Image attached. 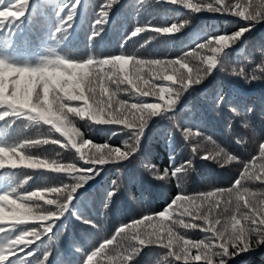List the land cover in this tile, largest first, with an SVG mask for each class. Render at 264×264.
<instances>
[{
    "label": "snow or ice",
    "instance_id": "6c2138e0",
    "mask_svg": "<svg viewBox=\"0 0 264 264\" xmlns=\"http://www.w3.org/2000/svg\"><path fill=\"white\" fill-rule=\"evenodd\" d=\"M115 2L108 0L101 5L90 41L102 34V26L108 21L109 10ZM161 2L182 5L197 13L206 10L229 14L248 22V26L231 34L209 36L175 58H142L136 53L125 52L103 57L89 52L84 57H71L61 54L58 48L67 41L73 26L71 22L82 3V0H74L71 6H56L58 10L51 31L54 46L47 48V54L35 66H29L15 62L7 49L14 36L12 30L25 21L22 18L26 14H31L30 0H0V32H6L8 41L6 54L0 55V122H3L0 124V170H3L0 171V264H49L50 250L41 238L52 233L56 222L69 212L78 190L100 175L105 166L119 164L135 154L148 121L173 112L184 93L214 71L223 69L228 56L226 50L242 42L252 26L264 21V0ZM66 8L67 14L62 15ZM187 23L138 26L127 39L146 31L174 34ZM153 38L148 37L145 44ZM260 71L264 73V67ZM239 74L243 75V70ZM121 93L129 96L131 102L120 99ZM76 117L87 118L95 125L123 126L119 131L126 129L128 134L123 150L107 142L97 144L85 139L75 125ZM18 120L24 121L25 127L49 126L50 135L13 140L8 129ZM51 133H58L59 137ZM117 134L119 132L113 129L112 135ZM48 144L74 150L79 163H64L33 151ZM196 151L193 148V152ZM201 158L218 160L222 166L238 161V157L224 148ZM190 166L191 161L177 166L173 160L162 173L157 172L156 178L179 182ZM23 169L67 174L74 182L29 190L25 185L32 176L27 173L21 183L8 182L9 175L14 174L11 170ZM254 182L264 185V143L259 145L258 156L242 162V169L231 186L178 194L159 213L145 215L117 228L110 238L86 254L85 264H130L149 246L167 250L157 264H165L168 257L180 264H229L231 257L247 251L253 244L264 246V191L250 189L248 185ZM49 194L51 198H46ZM114 194V191L108 193L109 197ZM230 208L231 214L227 215ZM242 208L245 210L241 211ZM33 222L39 223L30 226ZM187 230H200L205 237L187 238ZM121 238L130 241L128 247L120 245ZM37 241L40 244L37 245ZM21 252L24 254L20 255ZM36 253L43 258L29 259Z\"/></svg>",
    "mask_w": 264,
    "mask_h": 264
},
{
    "label": "trees",
    "instance_id": "16d2710c",
    "mask_svg": "<svg viewBox=\"0 0 264 264\" xmlns=\"http://www.w3.org/2000/svg\"><path fill=\"white\" fill-rule=\"evenodd\" d=\"M74 1V0H71ZM84 0H82L83 3ZM106 3L108 0H105ZM205 0H192V2H202ZM81 3V4H82ZM104 3V4H106ZM103 4V5H104ZM59 5V4H57ZM205 11L193 12L191 9L184 8L182 5H172L159 0H149L143 4L141 9L133 12L131 9L126 8L122 10L119 5L111 7L109 10L108 21L103 24V32L98 35L97 38L105 37L101 43V48L97 42L91 43L89 40L83 39V46H87V50L83 55H87L89 52L103 57L109 55L120 54L125 52L128 54L136 53L142 58H164L170 56L176 52H180L185 47L191 44L192 32L195 30V17L201 18L199 24L201 33H211L212 30H219V33H223L225 29H221V25L225 22H232V31H237L240 27L248 26V22L242 20H231L222 18L210 19L204 16ZM83 17H80L81 22ZM184 21L191 22V30L188 34L174 33V34H153L147 31L144 37H134L127 40V37L131 31L138 26L147 27L149 24L152 26H168L172 23H183ZM219 24V25H217ZM83 26V23H80ZM156 37L145 44L148 37ZM256 42L259 39H264V34L258 33V30L253 34ZM30 38V36H29ZM29 38H23L27 43ZM81 38V36H80ZM14 39V38H13ZM10 41V43L13 41ZM52 41V40H51ZM70 39H67L60 47L58 51L61 54H67V45ZM126 41V42H125ZM5 35L0 34V55H5ZM50 44L39 47L38 50H31L27 47L22 49H16L13 54L14 61L22 65L35 66L40 59L47 54V48L54 46ZM124 44L122 48L121 45ZM94 44V45H93ZM141 45H144L141 47ZM94 50V51H93ZM10 52V49H7ZM246 60V54L244 57ZM253 76L258 77L253 79ZM220 85V86H219ZM209 94H216L227 106L224 108V112L217 114L204 113L200 108L195 109V123L203 135H209L211 128L220 133L222 138L228 141V144L222 138H215L222 141L218 147L226 149L229 153L238 157V161L230 163L236 170L237 166L241 165V162H247L252 159L253 156H258L259 145L264 142V73L248 75L243 72V75L238 76L232 74L230 76L229 86L223 81H214ZM215 98V96H208V99ZM75 103V102H74ZM171 115H166V121L160 119L155 128L147 132L143 138V145L141 152L136 158H133L130 163L123 162L119 164H112L105 166L101 172V176L96 181L92 179L85 183V185L78 190L75 199L72 202L69 213L56 222V225L52 233H48L41 238L43 245L50 250V256L48 258L49 264H61L65 259L74 255H82L84 258L80 260V264H85L86 254L94 250L104 239L110 238L121 225L129 223L134 220L141 219L145 215H154L164 210L165 207L171 203L172 199L178 194L188 192V194H196L200 192H206L214 190L216 183H205L202 188L197 186H203L202 179L197 173L194 175L191 183L188 186L183 184L182 178L178 183H169V186L160 188V184L156 183L154 189H141L138 186L142 181H138L134 175L137 171V167L144 165H153L161 172L169 167L171 159L176 157L178 153H174L172 146L175 144L177 133L171 131L173 129L174 120L169 119ZM75 125L79 128L85 139H91L97 144L108 143L109 140H99L90 136L91 132L90 122L87 118L80 119L74 118ZM3 122H0L2 124ZM184 130H189L185 125ZM32 132L44 134L38 138L48 137L50 135L49 126H28L25 127V122L18 120L10 129H8L9 135L13 140L22 137H31ZM96 133L103 136H110L111 131L109 128L100 127L96 125ZM56 137H59L58 133H51ZM253 136L251 142L248 138ZM113 146H120L118 139L110 142ZM50 145H42L46 152L51 149ZM54 154L59 153V149L63 150L60 160L64 163L76 162V157L72 155L74 152L71 149H62L58 145H53ZM197 145H191L188 151L192 152L194 157V164L199 167L204 161L201 158V150L197 148ZM193 148L197 151L194 153ZM58 157V156H57ZM242 167V166H241ZM3 171V170H0ZM241 171V170H240ZM14 174L9 175L8 182L11 184H18L24 181L27 177L25 173L31 174L32 179L25 185L29 190L39 189L38 184H34L36 179H50L53 178L62 183H72L71 177L67 174H56L48 171L36 172L34 170H11ZM217 172L213 165L211 168L205 167L201 170V175L206 176L208 173ZM190 171L187 170V174ZM240 172H237L232 182L237 178ZM207 177H209L207 175ZM96 178V177H95ZM2 184V182H0ZM121 186L122 193H117L116 188ZM182 187L180 191L177 189ZM192 187V188H191ZM191 188V190H190ZM115 193V196L124 195L128 198V201L121 203L119 200L110 201L108 195L109 192ZM51 198L49 194L46 196ZM168 197L171 199L167 201ZM227 197V196H226ZM147 198V199H146ZM44 207L43 202H40ZM134 203H139L135 206ZM223 207V201L221 202ZM245 209H241L244 211ZM131 213H135L130 215ZM120 214L125 215L123 220ZM231 214L230 212L227 215ZM190 219V218H185ZM220 219L224 220L221 216ZM90 221L91 223H84L83 221ZM39 222H33L30 226H37ZM197 223H199L197 221ZM95 225V226H93ZM218 227H220L218 225ZM181 232H185L183 229H179ZM186 235H194L193 240L203 239L205 233L200 230H187ZM202 235L204 237H202ZM122 247H128L130 241L121 238L119 241ZM40 241H37V245ZM34 245L33 247H35ZM165 249L159 246H149L141 250L130 264H157L158 261L163 260ZM251 252H256L250 256ZM23 255L24 253H19ZM36 258L42 259L40 253H36L34 257L29 259L35 260ZM14 259V257H10ZM69 260V261H68ZM67 264H71L72 260L68 259ZM231 264H264V246H256L255 248H249L247 251L238 252L237 255L229 259ZM165 264H180L170 257Z\"/></svg>",
    "mask_w": 264,
    "mask_h": 264
},
{
    "label": "rangeland",
    "instance_id": "374dc122",
    "mask_svg": "<svg viewBox=\"0 0 264 264\" xmlns=\"http://www.w3.org/2000/svg\"><path fill=\"white\" fill-rule=\"evenodd\" d=\"M149 0H116V2L112 5L116 6L119 5L122 10H125L126 8L131 9L133 12L135 10L141 9L143 4L147 3ZM152 1V0H151ZM161 1V0H159ZM208 0H205L204 3H207ZM235 2V0H233ZM74 3V1L71 0H30V8L29 13L26 14V17L22 18L25 21H23L17 29H13L14 33V40L11 42V51L10 53L13 54V52L16 49H22L24 46L31 50H38L39 47L46 46L50 44L51 42V31L53 29V25L56 20V11L57 4L64 5L68 4L71 6V4ZM106 3L105 0H84L81 5L77 7V15L74 17V20L72 23V28L69 29V36L68 39H70L69 44L67 45V54H69L71 57H84L86 55H83L84 52L87 50V46H83V40L90 41L89 37L93 31V22L97 18V13L99 12L101 5ZM68 9L66 8L64 13L62 15L67 14ZM205 17H208L210 19H216V18H226L231 20H242L241 18L234 17L229 14H221V13H215V12H208L205 10ZM80 17H83L82 21L79 22ZM195 23L198 24L195 26V30L192 32L191 36V44L185 47L180 52H176L170 56L164 57V58H175L181 56L186 51L190 50L191 48H194L195 45L199 42H202L205 38L209 36H215L219 34H231L232 31V22H225L221 25V29H227L223 33H219V28L212 30L211 33H201L200 30V22L201 18L195 17ZM80 23H83V26L80 25ZM219 25V24H217ZM191 22L187 23L179 32L182 34H188L191 30L190 28ZM258 30V33L264 34V21L255 24L251 27V30L247 33H245L244 38L242 39V42H237L235 45H233L231 48L227 49L228 52L227 59L225 60L224 67L221 70L214 71V73L211 76H208L206 79H204L199 85H194L188 92L184 93V95L180 98V101L176 105V108L173 112L168 113L170 116L169 119L174 120L173 124V130L177 133L176 135V141L175 144L172 146L174 153H178L176 157H173L171 160L175 162V164L181 165L186 161H191V166L188 168L190 171L189 174H186L183 176V184L185 186H188L194 175L197 173L200 175L201 179L203 180V186H197L199 188L205 187V183L215 182L217 187L216 188H227L232 185V179L233 176L240 172L242 169V162L240 166H237V170L230 164L222 166L221 163L218 160H214L212 158L203 159L204 161L199 167H196L194 164V157L192 152L188 151L191 145H197L201 150V157L205 155L206 153L214 154L216 150L219 149V145L223 143L220 140H217L215 138L220 136V133L216 130H213L211 128L209 135H203L200 130L197 127V123H195V115L196 111L195 109L200 108V110L204 111V113H220L224 112V108L227 106V103H224L223 100H221L216 94H209L210 88L214 81H223L226 85L229 86L230 84V76L232 74H237L240 76V71L243 70V72H246L248 75L252 74H258L262 73L260 69L264 67V39H259V42H256V40L253 37V34ZM1 35H6V32H1ZM145 34H148L147 31L145 33L140 34V36L144 37ZM154 34V33H153ZM30 36V38H29ZM81 36V38H80ZM23 38H29L28 43L23 40ZM105 37L97 38V36L92 39L90 42L94 43L97 42L99 46L101 45L103 39ZM154 38H156L154 36ZM83 39V40H80ZM128 40V39H127ZM54 45V42L52 43ZM94 45V44H93ZM101 48V46H99ZM94 51V50H93ZM246 54V60H244ZM15 55L13 54L12 57ZM220 86V85H219ZM122 88L125 86H121ZM215 96V98L208 99V96ZM120 99H129L131 102V98L127 95H124L121 93ZM166 114V115H168ZM166 115H161L158 117H154L148 121L147 126L144 129L143 135L140 140V145L138 151L133 154L129 159L125 160L124 163L128 164L131 162L133 158H136L139 153L141 152V148L143 145V138L146 135L147 132L152 131L155 126L159 123L160 119L162 121H166L167 118H165ZM187 126L189 130H184V126ZM100 127H106L109 128V130L112 132L113 129H116L119 134L117 135H111L110 136H103L98 133H96V125L91 123L90 128L91 132L93 134H90L91 137L99 139V140H105L108 138L109 144L111 141L118 139L120 142V147L123 150L124 141L128 140V134L127 130L124 129L123 131H119L123 126H102ZM44 134L34 133L32 132V136L30 138H38L43 136ZM59 135V134H58ZM253 136L248 138V141L251 142ZM63 139V138H61ZM226 144H228V141H226L225 138H222ZM97 143V141H95ZM264 143V142H263ZM261 144V143H260ZM111 145V144H110ZM50 148L47 152L46 150L40 146L37 149H34L33 151L36 152L39 155L42 156H48L51 159H60L63 154V150L59 149V156L57 157V154H54L52 152L54 150V146L50 145ZM74 151V150H73ZM74 157H76V162L78 161V156L75 152L72 153ZM112 165V164H110ZM213 165V168L217 172L208 173L206 176L201 175V170L205 167H210ZM138 168L134 177L138 181H142V183L138 186L141 189L147 188V189H154V185L156 183L160 184V188H165L166 186H169V183H178L174 179L170 180H160L156 178L157 172L162 173L159 169L154 167L155 170H153V165H144L142 167L135 166V168ZM100 175L96 176V181L99 179ZM236 176V175H235ZM91 182V180H90ZM180 182V181H179ZM34 184H38L39 188H43L46 186H55L59 185V181H56L53 178L50 179H36L34 181ZM250 189H252L254 192H260L264 191V185H261L259 182L250 183L248 185ZM192 188V187H191ZM190 188V190H191ZM179 191L182 189V187L177 188ZM117 193H122L121 186L116 188ZM187 193L188 192H183ZM47 198V197H46ZM147 199V198H146ZM225 199L227 197L225 196ZM119 200L121 203H124L125 201H128V198L124 195L121 196H113L110 197V201ZM170 198L168 197L167 201L170 202ZM135 206H138L139 203H134ZM44 207H48L47 205H44ZM69 213V212H68ZM67 214V213H66ZM135 213H131L130 215H133ZM121 218L118 220H123L124 216L123 214H120ZM132 222V221H131ZM199 223H202L198 221ZM130 223V222H129ZM195 231V230H194ZM187 238L193 239L195 238L194 235H186ZM202 237H204L202 235ZM256 245L253 244L249 248H255ZM256 252H251L250 256L254 255ZM84 257L82 255H74L72 257H69L62 261L61 264H67V260L71 259V264H80V260H82ZM170 258V257H168ZM69 261V260H68ZM231 264V262H229Z\"/></svg>",
    "mask_w": 264,
    "mask_h": 264
}]
</instances>
